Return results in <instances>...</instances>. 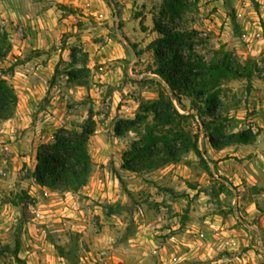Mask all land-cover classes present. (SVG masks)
Wrapping results in <instances>:
<instances>
[{
    "label": "rangeland",
    "instance_id": "374dc122",
    "mask_svg": "<svg viewBox=\"0 0 264 264\" xmlns=\"http://www.w3.org/2000/svg\"><path fill=\"white\" fill-rule=\"evenodd\" d=\"M162 3L0 0V29L11 43L0 77L18 95L14 115L0 123V264H264V0H200L186 16L200 32L198 55L209 61L224 49L256 64L250 80H229L221 92L226 133L251 130L256 141L215 150L190 119L203 160L190 151L156 169L122 168L139 135L116 136V122L158 97L146 46ZM90 110L97 130L87 184L37 186L39 145L61 127L77 128ZM22 190L29 199L19 200Z\"/></svg>",
    "mask_w": 264,
    "mask_h": 264
},
{
    "label": "trees",
    "instance_id": "16d2710c",
    "mask_svg": "<svg viewBox=\"0 0 264 264\" xmlns=\"http://www.w3.org/2000/svg\"><path fill=\"white\" fill-rule=\"evenodd\" d=\"M199 1L163 0L158 16L153 18V29L158 36L146 49L154 55L151 73L158 80V97L143 103L134 118L119 119L114 126L116 136H124L130 131L139 135L123 155L122 168L125 170L138 172L156 169L162 164L177 162L190 151L203 160L198 145L199 133L191 128L190 119H198L215 150L256 141L257 135L251 130L226 133L222 122L225 118L221 116V111L228 110L221 99L223 84L229 80H250L256 64L253 60L242 64L224 49L214 54L209 61L197 54L200 32L187 26L186 16L188 12L197 10ZM225 2L228 3V0ZM133 48L136 49V46ZM10 50L8 33L0 29V61ZM76 51L75 48L71 50L74 62L77 60ZM87 57V53H84L81 61L84 71L89 70ZM79 70L70 71L67 75L76 80L80 75ZM80 85L85 86L87 83ZM185 97L191 100L189 108L183 103ZM17 105L18 95L14 87L6 78L0 77V123L14 115ZM192 111H196V114ZM206 117L211 120L206 121ZM96 126L93 111L90 110L88 117L77 128L61 127L51 142L41 143L31 175L34 181L42 187L58 191L83 188L93 170L89 141L96 133ZM25 197L29 199L28 193L22 190L19 200ZM26 207V204L22 207L21 224L29 220ZM57 248L61 250L59 246Z\"/></svg>",
    "mask_w": 264,
    "mask_h": 264
},
{
    "label": "crops",
    "instance_id": "0c3cea01",
    "mask_svg": "<svg viewBox=\"0 0 264 264\" xmlns=\"http://www.w3.org/2000/svg\"><path fill=\"white\" fill-rule=\"evenodd\" d=\"M127 22V25L129 26V25H133V24H135L134 22H132V21H129V20H126ZM136 21V20H135ZM149 30H152V26H150V28H149ZM157 37V32L156 31H154L153 30V32H152V39H154V38H156ZM215 152V151H214ZM37 186H39V187H41L42 188V186H40V185H37ZM43 188H45V187H43Z\"/></svg>",
    "mask_w": 264,
    "mask_h": 264
}]
</instances>
